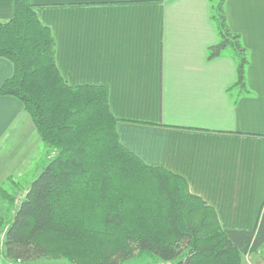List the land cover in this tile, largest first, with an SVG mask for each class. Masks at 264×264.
<instances>
[{"label": "crops", "instance_id": "obj_1", "mask_svg": "<svg viewBox=\"0 0 264 264\" xmlns=\"http://www.w3.org/2000/svg\"><path fill=\"white\" fill-rule=\"evenodd\" d=\"M16 1L0 0V21L13 18ZM30 2L53 33L65 82L108 89L122 144L185 179L222 229L254 231L264 207V0L226 1L229 28L249 54L244 92L235 53L209 57L219 42L213 0ZM13 72L0 59V87ZM35 144L41 140L23 104L0 95V185L15 180L14 160L31 159Z\"/></svg>", "mask_w": 264, "mask_h": 264}, {"label": "trees", "instance_id": "obj_2", "mask_svg": "<svg viewBox=\"0 0 264 264\" xmlns=\"http://www.w3.org/2000/svg\"><path fill=\"white\" fill-rule=\"evenodd\" d=\"M226 1L213 4L219 42L209 57L232 50L236 87L244 92L249 54L229 28ZM56 48L30 0H17L13 18L0 21V59L14 67L0 95L23 104L54 155L7 225L0 264H126L146 258L243 264L246 255L264 248V207L254 231L222 229L215 210L191 194L185 179L147 165L122 144L106 87L65 82ZM0 194L17 201L1 186Z\"/></svg>", "mask_w": 264, "mask_h": 264}, {"label": "rangeland", "instance_id": "obj_3", "mask_svg": "<svg viewBox=\"0 0 264 264\" xmlns=\"http://www.w3.org/2000/svg\"><path fill=\"white\" fill-rule=\"evenodd\" d=\"M218 2L219 0H213V4L215 5L218 4ZM31 147L35 148L36 152L35 151L34 152L36 156H34V154L32 155V153H34L32 152L30 157L31 159L25 161L14 160L15 180L11 179V181L5 182L3 185H0L5 191H7L8 195L9 194L17 195V201L14 204H11L10 201L5 199L3 194H0V259H1L0 262L1 263H5L1 257V254L3 252V244H4L3 234L5 231V227L13 218L15 211L18 209L19 203L24 199L25 194L28 188L30 187L31 183L33 182V180L37 178V176L43 171V169L50 162V160L54 158V155L49 152V149L45 146L42 140H41V145L35 144V145H31ZM37 151H39L38 158H37ZM12 181L15 182V184ZM253 258L250 260L252 264H264V256L260 255V258H258L257 260H255L256 257ZM244 260L245 257L243 259V263ZM126 264H172V263H163L158 260L146 258V259L133 260ZM245 264L247 263L245 262Z\"/></svg>", "mask_w": 264, "mask_h": 264}]
</instances>
